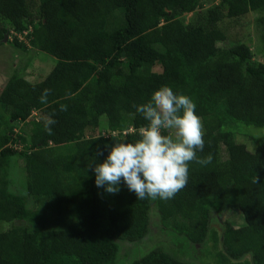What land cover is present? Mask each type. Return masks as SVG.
<instances>
[{
	"label": "trees",
	"instance_id": "trees-1",
	"mask_svg": "<svg viewBox=\"0 0 264 264\" xmlns=\"http://www.w3.org/2000/svg\"><path fill=\"white\" fill-rule=\"evenodd\" d=\"M250 14L264 51V0H0V46L8 34L17 49L57 58L43 81L15 74L0 93V222L11 224L0 230V264H195L181 256L187 243L197 256L196 244H214L219 264H264V137L254 151L236 138L238 123L264 127V63L242 40L219 46L225 21ZM165 85L196 104L197 155L212 162H191L187 186L169 200H138L123 182L107 193L87 165L107 158L105 145L140 138L148 122L136 106ZM28 121L30 132L15 134ZM18 158L28 181L16 192ZM226 212L245 223L226 222L221 236L213 215ZM154 219L176 250L159 241L124 255Z\"/></svg>",
	"mask_w": 264,
	"mask_h": 264
},
{
	"label": "clouds",
	"instance_id": "clouds-1",
	"mask_svg": "<svg viewBox=\"0 0 264 264\" xmlns=\"http://www.w3.org/2000/svg\"><path fill=\"white\" fill-rule=\"evenodd\" d=\"M51 89H44L40 102L47 103ZM196 104L184 94L174 93L165 85L154 91L150 100L136 106L148 122L139 129V139L134 142L115 141L105 145L107 158L95 160L87 167L94 170L95 184L109 194L120 191L123 182L138 200H169L187 186L189 164L212 162V155L200 158L205 146L201 118L196 114ZM61 111L67 105H61ZM56 120L51 115L44 118L45 130L52 134L51 125ZM167 133V134H164ZM103 155V151L98 153ZM94 166V167H93ZM259 177L255 182H258Z\"/></svg>",
	"mask_w": 264,
	"mask_h": 264
},
{
	"label": "rangeland",
	"instance_id": "rangeland-1",
	"mask_svg": "<svg viewBox=\"0 0 264 264\" xmlns=\"http://www.w3.org/2000/svg\"><path fill=\"white\" fill-rule=\"evenodd\" d=\"M191 17L192 14L187 15L186 21L189 22ZM224 26L227 29L228 41L226 43H219L220 47L230 46L231 44L242 40L252 48L254 62L264 63V51L257 38L258 33L255 26L254 14H250L244 18L227 20L225 21ZM10 39H12V37L9 38V40ZM56 64L57 58L45 52L38 50L33 51L32 49L23 51L17 49L13 44L9 43V41L4 43V45L0 46V93L13 75H20L31 83H38L47 78ZM39 116V113L34 111L31 115V119ZM105 120L106 117H102V121ZM236 128L238 130V135L236 136L238 142L245 143L251 151H254L256 147L253 141L264 137V127H256L253 125L238 123ZM30 130L31 125L28 121L25 123L20 122L16 124L14 132L18 135H26L25 132L29 133ZM16 162L17 165H15L11 171V178L13 180V189L14 191L18 192L26 190L28 180L27 174L24 171V159L18 158ZM17 194H22V192ZM213 218L212 227L217 228L220 231L221 236L223 234L226 222H230L237 227L245 223L242 215L238 212L215 213ZM154 222L156 223L152 224V232L149 237L145 239L144 243L136 245H130L126 243L123 253L124 255L126 251H130L131 253H137V257L139 258L142 256V254L138 256L139 252L137 249H143V251H147L159 241L165 243L168 249L176 250L178 239L176 240L170 231L163 230L156 219H154ZM18 223L20 224V222ZM10 227V223L0 222L1 231L9 230ZM184 242L186 241L181 238L180 243L183 244ZM192 245L194 246V244ZM195 246L204 249L202 252L198 253L197 256L196 252L192 251V248H190L189 244L187 243L185 246L187 249V255H181L182 258L189 260L190 262H194L195 264H219L216 252L218 248H215L214 244L208 243L205 246L202 244H196ZM218 251L223 253L222 248Z\"/></svg>",
	"mask_w": 264,
	"mask_h": 264
},
{
	"label": "water",
	"instance_id": "water-1",
	"mask_svg": "<svg viewBox=\"0 0 264 264\" xmlns=\"http://www.w3.org/2000/svg\"><path fill=\"white\" fill-rule=\"evenodd\" d=\"M9 41V35L8 34H6L5 35V38H4V40L2 41L3 43H7Z\"/></svg>",
	"mask_w": 264,
	"mask_h": 264
},
{
	"label": "built area",
	"instance_id": "built-area-1",
	"mask_svg": "<svg viewBox=\"0 0 264 264\" xmlns=\"http://www.w3.org/2000/svg\"><path fill=\"white\" fill-rule=\"evenodd\" d=\"M22 38V39H21ZM20 39L23 40V37L20 36Z\"/></svg>",
	"mask_w": 264,
	"mask_h": 264
}]
</instances>
